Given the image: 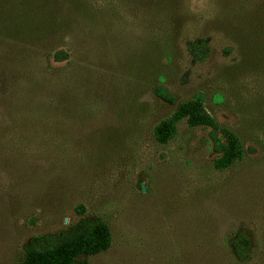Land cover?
<instances>
[{"label":"rangeland","instance_id":"374dc122","mask_svg":"<svg viewBox=\"0 0 264 264\" xmlns=\"http://www.w3.org/2000/svg\"><path fill=\"white\" fill-rule=\"evenodd\" d=\"M195 99L241 141L227 169L210 126L155 138ZM84 218L113 235L85 264H264V0H0V264Z\"/></svg>","mask_w":264,"mask_h":264},{"label":"trees","instance_id":"16d2710c","mask_svg":"<svg viewBox=\"0 0 264 264\" xmlns=\"http://www.w3.org/2000/svg\"><path fill=\"white\" fill-rule=\"evenodd\" d=\"M189 52L196 62H202L208 55V44L204 41H192ZM55 58L64 61L68 54L59 52ZM156 95L166 101H173L170 92L159 86ZM185 121L190 128L210 126L215 150L220 155L215 161L217 170H224L241 160L244 156L239 137L229 129H219L207 112L201 99L186 102L155 132L156 140L168 144L175 138L178 125ZM82 210H84L82 208ZM113 244V235L109 225L98 218H84L77 225L57 234H44L32 239L25 247L24 258L16 264H85L82 257H92L108 251ZM252 239L246 232L236 235L233 241L235 256L244 261L249 257Z\"/></svg>","mask_w":264,"mask_h":264}]
</instances>
